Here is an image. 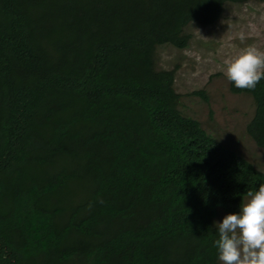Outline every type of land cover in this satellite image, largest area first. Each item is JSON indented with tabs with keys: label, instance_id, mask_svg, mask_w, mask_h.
I'll list each match as a JSON object with an SVG mask.
<instances>
[{
	"label": "trees",
	"instance_id": "16d2710c",
	"mask_svg": "<svg viewBox=\"0 0 264 264\" xmlns=\"http://www.w3.org/2000/svg\"><path fill=\"white\" fill-rule=\"evenodd\" d=\"M243 1L0 0V264H220L213 222L264 172L182 113L156 51ZM230 90L264 149V79Z\"/></svg>",
	"mask_w": 264,
	"mask_h": 264
},
{
	"label": "rangeland",
	"instance_id": "374dc122",
	"mask_svg": "<svg viewBox=\"0 0 264 264\" xmlns=\"http://www.w3.org/2000/svg\"><path fill=\"white\" fill-rule=\"evenodd\" d=\"M186 31L190 35L187 48L161 46L156 51L157 69L175 71L179 109L264 172V149L245 130L254 111L252 99L232 93L223 71L226 61L249 46L264 51V0L227 4L215 24H191ZM198 91L205 93L207 102L194 94ZM224 215L221 211L216 222Z\"/></svg>",
	"mask_w": 264,
	"mask_h": 264
},
{
	"label": "clouds",
	"instance_id": "9594fccd",
	"mask_svg": "<svg viewBox=\"0 0 264 264\" xmlns=\"http://www.w3.org/2000/svg\"><path fill=\"white\" fill-rule=\"evenodd\" d=\"M224 74L236 88L252 89L264 79V51L249 46L225 62ZM221 264H264V184L250 192L238 211L213 222Z\"/></svg>",
	"mask_w": 264,
	"mask_h": 264
}]
</instances>
